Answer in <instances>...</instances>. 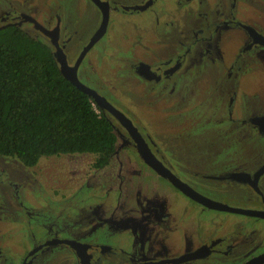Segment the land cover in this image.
<instances>
[{"label":"flooded vegetation","instance_id":"1","mask_svg":"<svg viewBox=\"0 0 264 264\" xmlns=\"http://www.w3.org/2000/svg\"><path fill=\"white\" fill-rule=\"evenodd\" d=\"M185 2L198 12L182 25L167 20L161 0H0V29L49 45L63 75L59 52L78 81L105 100L101 106L86 94L117 137L115 153L99 166L92 154L42 158L81 156L82 166H50L100 174L103 187L80 183L51 193L35 188L34 176L9 178L14 164L20 178L45 169L41 160L27 166L0 159V220L34 211L40 223L31 228L41 232L19 251L0 234V264H264V218L245 213H264V98L259 87L239 93L245 73H264V0ZM238 9L254 11L241 19ZM132 15L150 17L135 38L125 28ZM115 21L124 30L111 41ZM25 185L56 197L55 207L25 203L10 211ZM209 212L216 218H206Z\"/></svg>","mask_w":264,"mask_h":264},{"label":"trees","instance_id":"2","mask_svg":"<svg viewBox=\"0 0 264 264\" xmlns=\"http://www.w3.org/2000/svg\"><path fill=\"white\" fill-rule=\"evenodd\" d=\"M113 126L60 72L49 45L0 29V156L35 166L44 157L115 153Z\"/></svg>","mask_w":264,"mask_h":264},{"label":"rangeland","instance_id":"3","mask_svg":"<svg viewBox=\"0 0 264 264\" xmlns=\"http://www.w3.org/2000/svg\"><path fill=\"white\" fill-rule=\"evenodd\" d=\"M187 0H161L162 3V7L164 8V11L166 12V14L168 15L167 20L171 21L172 19H177L175 20V22L177 23L178 21L181 22L182 25H184V18L186 17V15L193 10L195 13L198 12L197 5H193V4H186ZM180 3H182V5H180ZM179 4V5H178ZM253 5V4H251ZM160 10V8H159ZM254 10H251L250 12H252ZM248 12V13H250ZM248 13H243L242 11L240 12L238 9V15L240 14V18L241 19H245L246 15ZM159 17V18H158ZM129 23L126 25V29H128V34L131 35V38H135L137 37V33L138 32H143L146 28V26H148V24H150V17H144V15H132L129 16ZM156 18H158V20H156ZM155 18V22L157 23V27H159V30H162L165 26V23L162 20L161 16H156ZM123 28V23L122 22H110L109 25V31H108V35L107 37H109V40L114 41L116 40ZM124 30V28H123ZM157 30V31H159ZM238 34V33H237ZM143 37H146L145 35H143ZM230 45H235L236 42H231L229 43ZM229 48H227V50H229ZM112 52H114L115 54L118 53L116 49H111ZM111 53V52H110ZM227 54H229V52H227ZM248 68V67H247ZM247 68L245 70H247ZM251 69V68H250ZM253 77V78H252ZM247 86V87H246ZM257 87L260 88V93L261 97L264 98V73L262 74L261 71H256V72H250L249 74L245 73V78L244 80H242L241 86H240V92L242 93L243 91L246 93V95H252L253 93H255ZM251 90H249V89ZM261 98V99H263ZM261 99L259 100V103L261 101ZM258 103V104H259ZM156 110V109H155ZM76 157H81V156H65L61 159H50V160H44L41 159V164L40 167H44L45 169H37L35 170V172L33 171V169H29L26 171V174H22V178H20L19 176V172L18 169L16 167V165H13V169L9 174V178L11 181H14V179H18V180H23L26 182L27 178L29 177H33L34 179L31 181H38L37 185H34V187H38L41 188L42 185L49 190V192L51 193H62L64 190L66 189H73V190H77L82 188L81 184H84L86 186H99L98 181L100 183V185H102L103 187V180L100 179V174H82L81 169L77 168V167H73V166H65V168L61 165L59 168L58 166H53L51 167V164H56V163H60V162H68L69 164H74V165H80L82 166L81 162H80V158H76ZM9 157H3L0 156V159L2 160L3 164H6L9 160L6 159ZM50 167H47V166ZM205 167V166H202ZM203 170H205L204 168H202ZM109 179V177H107ZM107 179V182H108ZM30 181V183H31ZM196 184H198L195 181H192ZM36 184V183H35ZM158 184H160V182H158ZM116 187L119 188V183L117 182L116 184H114ZM224 188H231L228 185H223ZM245 188H236L235 190L237 191V193H241L242 190ZM19 190L22 191V195L21 196H17L15 201L18 202V207L15 206V201L13 199L10 200L11 203V208L9 207L10 211L12 212H18L21 209V206L25 203H28V206L33 208V209H37L39 208V210H43V205L44 203H46L50 210L53 209L55 207V198L52 195H38L36 191H34V189H32L29 186H24L19 188ZM72 190V191H73ZM242 197L244 196L243 194L241 195ZM250 192L248 193L247 198L251 199L252 197H250ZM183 204L186 203V201L182 202ZM44 212V211H43ZM216 213H208L206 216V218L208 219H215L216 218ZM48 216V214L44 213V215H42V219L45 220V218ZM226 217L232 218V215H226ZM3 220H0V234L1 235H7L9 238V242L13 243L14 249L16 251L20 250L21 246H26V237L34 234H41V232L38 231V229L35 228H31L34 227V224H39L40 222H36V219L38 218V214H36L34 211H31L29 213V215L27 217H21L18 216L17 220H14V218L11 217H3ZM31 221L30 224H25L23 222V220H29ZM35 224V225H36ZM28 227V228H26ZM38 231V232H37ZM178 233H180L178 231ZM181 235V234H180ZM179 240L182 241V237H179ZM174 241H176V243H178V239L176 238ZM181 241H179V243H181Z\"/></svg>","mask_w":264,"mask_h":264},{"label":"water","instance_id":"4","mask_svg":"<svg viewBox=\"0 0 264 264\" xmlns=\"http://www.w3.org/2000/svg\"><path fill=\"white\" fill-rule=\"evenodd\" d=\"M107 20H108V15L105 13L104 26H105V24H107ZM56 55L58 57V61L62 64L61 71H62L64 77L67 80H69L71 82V84L74 85L75 87H77L80 91L84 92L87 95H94L95 96V94L89 88L85 87L83 84H81L78 81L77 76H76V72L74 71L75 69H70V68H67L65 66L63 60L60 57V53L58 52V53H56ZM95 97L97 98V96H95ZM96 100L98 101V103L101 106H105L106 105V104H103V101H105V100H100L98 98ZM113 111H115V110H113ZM232 211H238V210L233 209ZM247 212H249V214H251L253 216L264 218V213L263 212L246 211L245 213H247Z\"/></svg>","mask_w":264,"mask_h":264}]
</instances>
